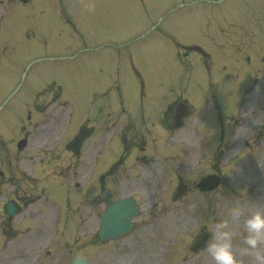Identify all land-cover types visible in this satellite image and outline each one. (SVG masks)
<instances>
[{
	"label": "rangeland",
	"instance_id": "374dc122",
	"mask_svg": "<svg viewBox=\"0 0 264 264\" xmlns=\"http://www.w3.org/2000/svg\"><path fill=\"white\" fill-rule=\"evenodd\" d=\"M62 1L67 13H69L68 7L72 8L77 32L84 36L85 31H88L89 35L92 36V46H95L93 47L94 55L107 58L110 50L118 54L113 53L109 63L103 62L105 68L110 66L107 73V81L109 82L106 89L110 87L114 78L115 80L119 78L121 85L124 87L122 92H126L128 97H133L130 100L134 111L141 108L138 99L139 81L132 71V62L138 66L139 71L144 75L149 98L154 100L150 108V116L155 121L161 110L154 87L156 85V89L159 90V75L166 82H169L172 88L178 84L179 77L182 75L179 88L176 86L173 95H171L175 97L179 94L178 92H182V95L186 97L187 93L191 101L195 99V102H192L196 108L202 105L200 112L205 109V112L199 115L200 119L206 117L210 121L209 125H207V120L202 126L199 125L200 123L197 124L198 120L195 117L197 111L194 109L193 115L191 113V116L187 117L190 120L186 119L184 121L182 130L172 132L171 139H168L169 147H173L172 150L170 149V154H160L157 151L160 131H155L153 128L151 132L147 130L137 132L133 124L125 130L129 139L134 134L132 139L136 143L140 145L147 144V156L154 159L152 165L147 168L133 165L137 179L140 178L142 182L145 180L151 191V193H148L149 195L146 193L135 194L138 201L145 202L137 224L144 220L143 225H147L150 221V212L157 215L163 213L169 204L171 191L178 190L183 196L173 198V200L175 198L180 200L174 201L172 206L180 208L179 206L182 205L183 211L163 219L161 224L165 226V229L160 228V231L155 234H153L154 229H146L142 233L136 231L137 233L133 237H146L148 242L149 240H153V242L134 245L135 252H138L137 258L129 260L128 264H151L150 256L153 254L161 255L162 260H158V264H180L185 259L183 264H213L205 251L199 253L198 256L189 255L187 247L190 244V238L198 234L205 226V222L214 223L222 219H229L231 226L228 213L233 206H245L248 202H255L264 208V89L258 92L257 95L252 92L245 96L246 108L243 110L248 111L247 115H243L240 106L244 91L251 86V81L254 79L258 83L264 82V17L259 19L258 26H253L251 20L250 25L248 24L247 27H245V24H237L238 27H236L234 21H229V24L226 20L219 19L221 21L216 22L218 24L217 28L216 24L210 25V21H208L204 25L206 27L204 31H202V21L196 22L195 20H198V18H211L209 16L210 12L227 14L237 12L242 10L244 5H248L246 12L250 17H252L251 12L262 13L263 15L264 0H219L223 4L216 9L206 5L215 4L218 0H93L96 11L91 15L82 9L85 0H70V2L73 1L72 6L69 0ZM188 5L192 6L190 11L188 8H184ZM30 9L35 13L38 11L37 5L30 7ZM48 18L49 15L47 14L43 20L42 28L49 29L60 26L59 22L48 21ZM154 24L157 26V30L151 27ZM62 27L65 28L66 34H68L69 29L63 21L61 22ZM89 27L94 31L90 30ZM160 32L168 37V40L162 38ZM170 39L180 42V44L183 43L184 46L200 44L205 50L215 53V57L219 58L221 55V60L217 59L216 66L211 64V69L208 70L205 67L209 66V62H204V66L203 61H201L202 58L191 52L188 60L191 71L188 72L189 74H183V69L175 58L176 49L170 44ZM208 39L214 40L218 47H215L212 42L206 45ZM35 40L28 41V44L35 43ZM107 43L109 46H104ZM228 43L232 47L229 52L225 51L226 49L224 50V46ZM122 45H125V48ZM179 50L183 52L184 49ZM83 51L85 50L77 51L78 62L76 65L72 62L67 66L55 68L43 65L33 66L30 69H28L29 67L23 68L19 72L26 73L25 76L22 75V77H25L26 85L31 86L38 83L37 88H43L47 81L50 80L49 83L57 81L63 84L68 94L63 96L60 101L66 98L67 101L74 99L75 102H81L80 97H83L86 92L85 84L79 83L77 85V82L82 78L84 70L82 68L85 66L86 56H88L85 55L86 51ZM119 54L122 55L120 66L118 65ZM61 55H64V53H61ZM88 57L91 58V56ZM154 58L156 61H154ZM203 60L205 59L203 58ZM93 62L99 65L102 61L97 59ZM164 64L167 65V72ZM241 65L243 68L239 67ZM94 70L95 74H98V70L95 68ZM242 70L246 73H243ZM104 81H106V77ZM258 90H261V88ZM60 91L63 93L62 89ZM211 92L214 93V96L211 97L213 98V104L212 99L209 98ZM108 93L111 96L114 92L109 89ZM115 96L116 91L112 97L115 98ZM102 103L109 104V101H103ZM87 107H90L89 102H87ZM100 113L101 107L98 111L99 115L96 117L97 120L101 119ZM84 118L83 112H75L73 122L80 123L84 121ZM245 118L246 121L239 124ZM235 120H238L236 124H234ZM55 122L56 125H62L63 131L65 128L68 129L67 135L68 132L74 129V127L69 126L72 120L69 123L65 115L59 118L56 117ZM233 124L235 128L231 129ZM166 128L167 126H164L165 134L167 133ZM210 131L211 134H209ZM165 136L167 140V134ZM92 145H94V141L86 142L81 149L84 157H80L78 164H76L77 168L74 171L78 172L76 181H74L76 184L85 181V177H79V172L85 171L90 174L89 166L82 165L79 167V163L83 161V158H85V162H89L91 155L98 153ZM118 155L119 149L116 148L109 160L102 158L96 167V173H100L102 167L105 170L108 169ZM166 156H172V160L163 161ZM59 157L60 166H63V163H68L69 160L73 162V158L68 159L71 155L64 151L60 152ZM145 164L147 165L148 162ZM167 164L171 165L168 166ZM127 166H131V162H128ZM66 172L69 171L66 170ZM193 172L197 174V179H187ZM214 172L221 176L222 183L215 193L209 195L205 193L204 195L198 189V184L207 175ZM159 174H161L159 180L152 182L150 177L155 178ZM67 175L68 173L65 176ZM117 175L119 177L118 181L122 182L120 171ZM91 177L93 181L91 187H87L85 190H83L84 187L81 188L82 192H80L81 197L79 198L81 203L77 214L78 220L79 217L81 219L85 218V212L89 208H87L84 200L89 198L94 200V203L91 202L92 215L89 226L85 227L82 223L78 226V221L74 232L69 230V234L60 235L59 238L53 237L49 246L45 241L48 237L45 236V259L54 257L55 253L59 252L58 256L60 257L56 264H69L70 260L68 259L72 256L69 255V251H71L72 254H86L89 264H122L120 259H114L112 254L108 255L107 251L104 256L106 250L104 246L94 245L90 248L85 246L86 236L91 235V232L94 234L98 230V214L104 208V205L101 204L103 195L99 188L100 184H97L96 176L92 175ZM62 179L64 177H58L57 181L62 182ZM124 192H121V194ZM118 195L113 189L108 192L109 200ZM247 214L246 211L245 215ZM242 229L243 217L238 225L233 226L234 231H241ZM75 238H77L76 241ZM131 239L132 237L122 238L117 243L111 244L110 252L114 253L115 248L118 247H129L132 242ZM65 243L69 244L67 246L69 248L65 247ZM9 244H11L9 246L11 251H8V254H11L13 250L14 252L25 251V249L18 248L19 246H25L26 249L30 247L28 243L18 240L14 242V239ZM242 247V241L235 239L234 252L237 259L242 261L243 264H257L254 257L241 254ZM40 248L41 246L36 247L32 258L39 254L38 249ZM131 250L134 252L132 248ZM15 256V253L12 256L4 254V259L0 260V264H30L33 262L30 259L17 260L14 259Z\"/></svg>",
	"mask_w": 264,
	"mask_h": 264
},
{
	"label": "flooded vegetation",
	"instance_id": "af4514ba",
	"mask_svg": "<svg viewBox=\"0 0 264 264\" xmlns=\"http://www.w3.org/2000/svg\"><path fill=\"white\" fill-rule=\"evenodd\" d=\"M27 6L26 0H0V237L5 240L7 238L5 249L8 248L7 243L13 238H15L14 242L18 240L28 243L29 255L27 254L25 260H35V264H46L47 260L43 257L42 247L38 249L39 254L32 258L36 247L41 246L43 236H27L23 230L28 229L30 223H36V228H39L41 224L45 225L41 206L49 208L57 202L53 197L48 196L51 192L52 194L57 192V187L60 186L55 185L56 188H53L50 184L53 180L45 182V168L46 166L50 168V164L56 165L57 163L52 161L59 159L53 157L50 163H45L46 157L35 155L36 150L42 147L54 133V129L47 133L42 132L41 129L45 128V125H42L40 120L44 112H51L52 115L58 112L59 109L54 108L57 94L52 95L53 98L47 103L42 99L44 94L38 91L30 98L28 85L24 84V80L19 82L22 76V71L19 72V70L28 65L49 62L48 58L53 59L57 54L59 44L55 43L54 36L50 34L51 31L37 30L35 34L34 30L27 28L29 15L26 11H22V9L26 10ZM24 20L26 23H23ZM34 37H36L35 43L29 45L28 41ZM169 112L170 110L165 111V114H172ZM108 119L115 122L111 114L108 115ZM116 124L120 125L118 121ZM124 128L125 126H121V130ZM106 131L109 132V129ZM133 137L134 134L130 136V139L127 136L126 139L123 137L119 146L120 157L117 169L120 171L122 182L118 181L117 175L114 188L120 194L125 191L121 194L124 196L149 193L147 186L142 185L140 178L137 179L133 165L147 168L151 162L143 159L141 163L139 157L129 153L128 148L136 149L138 153L145 149L144 144L140 146L132 139ZM19 142L24 143L23 150H19ZM128 162H131V166H127ZM70 166L71 162H68L64 168L67 170ZM55 170L58 171L57 175L64 174V169L60 170L57 167ZM109 176V173L102 175L105 196L108 195L110 188ZM71 179L72 177L68 180ZM55 207L57 209H51L54 216L51 219L53 226L61 224L63 227H69L71 223H75L73 219L71 222V216L73 218L75 213L72 214L68 209L65 215H60L59 207ZM152 229L154 231L157 229L156 223ZM18 248L26 249L25 246ZM13 254L14 250L10 255ZM152 257L161 260L157 254ZM53 260L54 257L49 258L47 264L54 262Z\"/></svg>",
	"mask_w": 264,
	"mask_h": 264
},
{
	"label": "clouds",
	"instance_id": "9594fccd",
	"mask_svg": "<svg viewBox=\"0 0 264 264\" xmlns=\"http://www.w3.org/2000/svg\"><path fill=\"white\" fill-rule=\"evenodd\" d=\"M82 9L91 15L95 13L96 5L93 0H85ZM187 179L195 180L197 174L193 172ZM228 215L231 226L229 219L205 222V229L210 235L203 251L207 252L213 264H243L234 252V240L239 239L243 244L241 254L254 257L257 264H264V208L255 202H248L245 206L231 207ZM242 217L243 229L234 231L233 226L238 225Z\"/></svg>",
	"mask_w": 264,
	"mask_h": 264
},
{
	"label": "water",
	"instance_id": "95a60500",
	"mask_svg": "<svg viewBox=\"0 0 264 264\" xmlns=\"http://www.w3.org/2000/svg\"><path fill=\"white\" fill-rule=\"evenodd\" d=\"M110 219L108 220V225L100 230L99 236L102 238L106 233H115V234H122L124 229H126V225L122 222L120 223V216H118L117 211H111ZM122 221V220H121ZM125 225V226H124ZM208 238V236L206 237ZM75 264H83V262H77Z\"/></svg>",
	"mask_w": 264,
	"mask_h": 264
}]
</instances>
